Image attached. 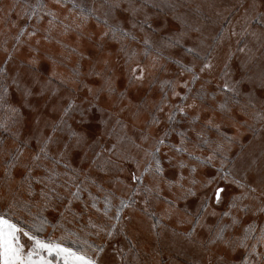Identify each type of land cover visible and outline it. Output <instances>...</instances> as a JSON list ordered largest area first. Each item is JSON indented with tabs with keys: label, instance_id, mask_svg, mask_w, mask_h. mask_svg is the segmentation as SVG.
<instances>
[{
	"label": "rangeland",
	"instance_id": "374dc122",
	"mask_svg": "<svg viewBox=\"0 0 264 264\" xmlns=\"http://www.w3.org/2000/svg\"><path fill=\"white\" fill-rule=\"evenodd\" d=\"M76 3L84 2V0H75ZM153 0H149V5L137 14L136 20L142 21L145 16H148L152 27L144 26L141 31L138 26L136 29H130L134 32L137 40H126L128 51L135 50L139 55L137 59L141 66L145 68V79L143 84H133L129 86L128 77L130 75V68H135L136 63L126 64L125 53L120 51V45L106 38L103 50H100L98 45L101 32L104 30L103 23H98L97 20L89 18L86 22L82 21L78 15V9H72V0H63V3L58 4L55 0H0V67H7L9 76H11L17 69L23 74L30 69L28 61L35 58L39 61L42 70L51 69L53 67L52 61L55 60V70L65 76L68 75L69 70L75 66L81 72V79L84 84L92 87L94 92L88 93L87 87L81 88L78 94H74L77 104L82 100L92 101L97 89L102 84V77L94 75L95 72H102L104 76H112L115 80V93L109 94L106 91L99 92L98 100L93 101L97 108L93 109L91 123L99 127V141L100 144H110L111 140L104 135L107 129H111L117 115L120 120L127 124L126 134L135 140L136 144H141L142 148L137 149L131 143H125L127 155L133 157L136 161L141 162V168L144 166L143 149H150L154 143L153 137H158L169 131V136L166 138V145L161 147L158 154L164 160L165 175L169 179H175L176 168L170 166L166 159L167 156L172 157V165H175L178 160L192 164L194 161L186 155L177 154L171 145L179 144L180 131H187L188 143L187 147L196 155H207L208 149L194 148L193 145L197 143L196 132L204 129L206 134L212 138H217L215 131H210L205 128V121L212 118L214 123L221 126V131L231 136L236 134V127L233 126V117L237 122H242L245 117L240 113V106L247 103L248 97L245 95L254 86L247 81L239 85L241 95L237 97L239 104L229 103L231 112L221 111L218 105L224 100V95L218 90V85L225 82L223 72L225 71V64H227L228 71L232 74L233 80L240 79L241 73L238 71L239 66L247 62L249 67L253 65H264V0H167L168 3L175 4L174 10L165 7L163 11L151 7ZM160 3L161 0H154ZM86 3L92 7H96L95 15L103 19L104 9L100 8L101 0H86ZM27 9V11H25ZM35 9V15H32ZM55 13V26L49 29L48 21L51 17L48 12ZM116 15L125 21V27L130 28L127 23V14L117 12ZM31 16V19L28 17ZM37 17H41L38 19ZM67 17V19H65ZM179 17L180 19H177ZM183 19L187 24L199 28V31H192L185 29L181 24ZM112 22L111 20L109 21ZM64 25H68V30L65 32ZM76 25H80L79 28ZM26 29L20 41L17 42L16 36L19 35L21 29ZM35 32V35L29 37L28 32ZM186 31L187 35L183 36L180 43L174 47H166L165 39L169 36L176 37L180 32ZM235 32V35H233ZM153 44L152 55H157L155 49L160 50V57L156 63V67H150L152 60L151 56L145 58L141 51L144 48L142 43L144 37ZM39 41V43H37ZM188 48H195L196 52H188ZM244 48L245 51H239ZM75 49V52L72 51ZM206 52L211 53L212 68L199 74V67L201 61L196 58V53L203 56ZM83 54V59L81 58ZM11 55V60L8 56ZM90 57V58H89ZM8 60L7 65L5 61ZM107 60L105 65L103 61ZM179 61L180 63H177ZM196 65V71L200 75L195 85H190L193 92L201 87L203 84L208 94L206 102L201 103L197 101V108L186 109L188 115L186 117L176 114V119L171 123L167 119L171 105L181 104L179 97L171 95L170 86L162 84L163 81H183L189 78L188 73L183 76L180 75L182 65ZM45 75L47 73L45 72ZM44 78L43 76L41 77ZM55 84L56 81L54 80ZM177 92L183 95L186 89L177 87ZM66 89H61L59 96H56L51 103H56L65 97L62 103H66ZM163 92L168 93V100L166 104H161V97ZM123 93V97H121ZM213 94L214 97H213ZM256 95L261 93L257 90ZM16 100L15 94L12 97ZM47 99V97H45ZM191 104V97L187 101ZM86 107L87 105H81ZM163 106L164 111H157V107ZM124 109V111H120ZM45 116L49 115L48 109H42ZM27 119L23 121L21 128L20 139L23 140L35 129L32 123V115L25 113ZM59 112L53 113L52 118H56ZM155 115L160 123L154 124L151 122L152 116ZM199 116L198 120H194L195 116ZM79 115L73 112L68 118V123L73 129L82 131L83 126L78 123ZM101 120H108L107 125L101 123ZM17 127H20L19 125ZM14 131L16 129H13ZM120 129L117 128V131ZM242 133L241 140L247 144L251 139V133L247 131L246 127H240ZM47 129L45 132L47 133ZM148 135L147 141H141V135ZM58 135L67 138V130ZM7 137V139H5ZM0 139H5V147L14 149L10 135L0 131ZM32 148L35 147L33 141ZM239 145H235L232 149L234 153ZM254 150L259 153V141L253 145ZM99 150V149H97ZM31 149H26L22 163L28 162ZM91 156V152H89ZM107 156V153H105ZM5 157H0V194L7 196L8 181L4 177L2 160ZM113 160L117 157L113 156ZM124 169L119 171L116 168H108L101 171L99 168L93 166L89 169V165L84 163L79 165V161L74 160V166H80L84 169L79 175H88L90 183H85L81 188L80 199H73L72 204L67 205V198L71 191H75V187L70 188L68 192L61 189V194L66 197L63 201H55L56 208H48L44 211L46 217L52 222L59 221L60 225L56 228L51 227V237H60L64 230L74 231L79 233L82 237L85 233H94L89 224V221L97 225H108L113 223V220H108L102 214L101 201H91L96 195L101 197L110 194L112 201L119 205L120 198L127 200L131 195L130 190L125 185H131L132 181L130 174L136 172L134 160L117 161ZM218 165V160L214 162ZM62 170V169H61ZM22 168L14 170L16 180H19ZM184 175L189 177L188 169H184ZM216 175L215 167L202 165L195 176L200 181L195 185L196 196H187L180 198L182 189L172 187L169 190L163 184L164 189L162 196L172 200L173 205H169L165 200L161 199L158 202L153 199L149 202V213H155V218L146 214L140 203L141 198H136V204L133 208H125L122 213L121 225L125 228L124 233L117 228L116 234L112 238H108L103 233L97 237L95 235L86 236L87 239L92 238V241L99 245L106 243L105 251L101 254V259L104 264H121L120 256L117 249L123 248L124 255L129 261L133 256H137L140 264H208V259L211 257L212 264H222L218 260V256H222L224 261L228 264H244V257L247 251L243 247H238L235 250L230 249L222 243L207 245L209 251L201 245V241L207 244V238L211 237L212 232L215 231V224L221 221L224 224H231V217H221L220 214L228 211V203L232 194L239 190L233 185H228V195L224 200L217 205L212 197L213 189L216 184L223 185V181H216L212 185L201 186L204 181ZM191 178V177H189ZM252 177H249L251 180ZM94 181V182H93ZM145 182H148L146 177ZM185 187L188 186V180L184 181ZM15 188V183L12 185ZM36 191L39 192L40 186L36 185ZM102 189V190H101ZM91 192V196L89 192ZM260 190L254 195L259 196ZM98 193V194H97ZM23 199H28L23 192L20 193ZM36 201L40 200L37 195L33 198ZM98 199V197H97ZM264 199V197H261ZM95 202L96 208L91 205ZM202 202L208 204L206 212L202 213L201 225L197 226V231L194 236L189 239L185 233L191 227L189 223H179L178 221L187 219H194L197 210L200 208ZM6 201H0V206L3 207ZM243 204L249 205L247 212L241 211L239 208L231 209L232 216L237 218V223L230 228L226 233L227 238H234L243 235V229L249 225H254L257 230L264 226V213H256L255 205L258 201L246 199ZM172 208V211L165 214V210ZM35 207L32 208V211ZM37 209V208H36ZM96 209H100L97 211ZM215 211L216 216H211L209 213ZM63 212V218L60 213ZM23 217V216H22ZM130 217V219H126ZM26 220L30 218L25 217ZM155 220L160 221V225L155 230L151 228V224ZM50 227V226H48ZM209 227H212V232H209ZM49 231L50 228H47ZM159 233V235H157ZM259 233H253V240L247 243L254 242L255 236ZM127 236L133 243L136 244V249L133 252L128 251L129 242L125 239ZM264 253V247L258 249ZM254 257H249V260Z\"/></svg>",
	"mask_w": 264,
	"mask_h": 264
},
{
	"label": "snow or ice",
	"instance_id": "6c2138e0",
	"mask_svg": "<svg viewBox=\"0 0 264 264\" xmlns=\"http://www.w3.org/2000/svg\"><path fill=\"white\" fill-rule=\"evenodd\" d=\"M55 2L61 4L63 0H55ZM148 5L149 0H101L100 8L104 9L103 19L101 20L100 16L95 15L96 7H90L86 0L79 4L72 0L70 11L78 9V15L82 21L86 22L89 18L94 17L98 23H103L104 30L100 34L99 40L101 43L98 45L100 50L104 48L103 42L105 39L110 38L112 41L117 42L120 45L119 50L125 53L126 64L136 63V67L129 70V86L143 84L145 68L141 66L140 61L137 59L139 54L135 50L128 51L125 41L137 40L136 35L130 29H136L139 26L142 31L144 26L152 27L148 16H145L142 21L135 19L137 14ZM151 7L163 11L165 7L174 10L176 5L168 3L167 0H161L160 3L153 0ZM117 12L127 14V23L130 28L125 27V21L116 15ZM35 14V9H33L32 15ZM48 15L51 17L48 21L49 29H51L55 26L56 16L51 11L48 12ZM28 18L31 19V16ZM37 18L40 19L41 17ZM177 19L180 18L177 17ZM181 24L185 29L199 31V28L187 24L183 19H181ZM68 27V25H64L65 32H67ZM76 27L79 28L80 25H76ZM25 31L26 29L23 28L20 30L19 35L16 36L17 42L20 41ZM33 35H35L34 31L28 32L29 37ZM185 35H187V32L182 31L176 37H167L164 42L165 46L174 47L180 43L181 38ZM233 35H235V32H233ZM142 43L144 48L141 54L145 58L151 56L152 63L150 67L155 68L160 57V50L155 49L157 55H152L153 44L147 36L144 37ZM72 51L75 52V49H72ZM187 51L196 52L195 48H188ZM239 51L244 52L245 49L240 48ZM81 58H84L83 54H81ZM196 58L201 61L199 74L212 68L210 52H206L203 56L196 53ZM8 60H11V55L8 56ZM8 60L5 61V65H7ZM103 63L107 65L108 61L105 60ZM177 63L180 62L177 61ZM28 64L30 65L28 71L22 74L17 69L11 76H9L7 67H0V131L8 133L16 145L14 149L6 148L5 139L7 137L0 139V157H5L2 160L3 171L9 185L7 196L0 194V201H6L4 206L0 208V264H104L101 254L105 251L106 243L97 245L90 242L86 236L95 235L99 237L103 233L108 238H112L116 234L118 226H120L119 231L124 233L125 228L121 225L122 213L125 208L135 206L137 197L141 198L142 210L150 217L155 218V213H149V202L151 200L155 199L158 202L163 199L170 206L174 203L167 197L162 196L164 190L161 187L162 184L169 190L172 187L182 189L180 198L196 196L195 185L201 182L195 176L202 165L215 167L216 175L204 181L201 186L212 185L218 180L224 182L223 185L217 183L212 192V197L217 205L228 195L229 184L235 186L239 191L231 195L228 203L229 210L220 214L221 217H231V224H224L221 220L212 226L215 227L214 232H212V227H209V232H212V235L207 238L206 245L204 241H201V245L205 248V251L210 250L207 245L216 243H222L232 250L243 247L248 253L244 257V264H264V253L258 250L264 247V226L257 230L254 225L249 224L243 229L242 236L230 239L225 235L237 223V218L232 216L231 209L239 208L245 212L249 210V205L243 204L244 200L258 201V204L254 206L255 212L264 213V199H261V197H264V65L249 67V64L244 62L238 69L241 73L240 79L233 80L232 74L228 71L229 66L225 64V71L223 72V77L226 78L225 82L217 86L219 92L224 95V100L218 107L221 111L231 112L229 103L239 104L237 99L241 95L239 85L247 81L253 84L254 87L245 94L248 97L247 103L240 106V113L245 119L242 122H237L235 117L232 118L233 126L236 127V134L231 136L222 132L221 126L214 123L212 118L206 120L205 128L215 131L218 134L217 138H210L204 129H201L196 132L197 143L193 145L194 148H200L201 150L207 148L208 154L206 156L196 155L193 151H190L187 147V131H180L178 133L180 137L179 144L170 147L177 154L186 155L195 163L189 164L184 160H178L175 165H172L173 158L165 153L167 163L177 169L173 180L166 177L164 160L158 155L161 147L166 145V138L170 134L168 130H165L162 135L152 138L154 143L150 149H143V168H141L140 161H136L126 154V142L131 143L137 149L142 148V145L136 144L135 140L126 134L127 124L120 120L119 115H117L113 127L107 129L104 133L111 140V143L100 144L99 127L91 123L93 109L97 108L93 101L98 100L100 91H106L109 94L115 93V80L112 76H104L102 72L93 73L102 77L100 88L95 90L96 94L93 96L92 101L85 98L80 104H77L74 94H78L81 88L87 87L89 94L94 92L92 87L84 84L81 79L82 72L77 67L73 66L68 75L65 76L55 70V60L52 61L53 67L51 69L42 70L39 61L35 58L30 59ZM181 67V76L185 73L190 74L187 80L180 82L166 80L162 82V84L170 86L173 97H179L182 101L181 104L171 105L167 115L170 123L176 119L177 113L182 117H186L188 115L186 109L197 108V101L204 103L208 98L203 84L195 92L190 87L200 79V75L196 71V65H182ZM45 72L47 75H45ZM54 80L56 81L55 84L53 83ZM177 87H183L186 92L181 95L177 92ZM61 89L67 90V102L62 103L65 97H61L60 101L52 103L49 108V104L56 96H59ZM257 90L261 95H256ZM14 94L16 96L15 101L12 99ZM120 95L123 97L124 94L121 93ZM190 97L192 99L191 104L187 103ZM167 100L168 93L163 92L161 104H166ZM84 104L87 106H81ZM42 109H48L49 115L45 116ZM156 110L163 112L164 107L159 106ZM120 111L122 112L124 109ZM56 112H59V115L53 119L52 114ZM73 112H77L79 115L78 123L83 126L82 131L73 129L68 123V118L71 117ZM25 113H35V115H32V123L35 125V129L21 140V128L23 127V121L27 119ZM193 119L198 120L199 116L197 115ZM151 122L154 124L160 123L155 115L152 116ZM101 123L106 126L108 120H101ZM18 125L20 127H17ZM240 127H246L247 131L251 133V139L247 144L241 140ZM117 128L120 130L117 131ZM45 129L48 130L47 133ZM65 130H67V138L58 135V133H63ZM148 139V135H141V141H147ZM33 141L35 142L34 148L31 147ZM257 141H259L258 154L253 148ZM237 144L239 147L233 153L232 149ZM26 149H31L30 156L27 163H22ZM89 152H91V156H89ZM105 153H107V156H105ZM113 156L117 157V160H113ZM129 159L134 160L136 169L139 172V174L132 172L130 174L132 184L125 185L130 190L131 195L128 196L127 200L120 198L113 216H109V211L113 207L112 197L109 194L104 198L103 215L108 220H114L115 223L97 225L90 220L89 224L96 231L85 233L84 237L67 229L56 239L51 236L44 238L41 235L48 223L43 216V212L50 207L55 210L56 205L54 202L66 199L61 194V189L65 192H68L72 187L76 189L70 192L65 208L72 204L73 199H80L82 188L81 183H77V180L84 169L80 166H74V160L79 161V165L87 163L89 169L95 166L101 171H105L111 167L122 172L124 169L117 161H128ZM217 160L218 165L214 163ZM17 168L23 169L20 172L19 180H16L14 174V170ZM184 169H188L191 178L184 175ZM250 176L252 177L251 180H249ZM146 177L148 178L147 183L145 182ZM185 180H188L187 187L184 184ZM13 183H15V188L12 187ZM36 185L40 186L38 193ZM257 189L260 190L259 196L254 195L257 193ZM21 192L25 193L28 199H23L20 196ZM37 195L40 197L39 201L33 199ZM89 195L91 196V193ZM93 200H95V197H93ZM91 206L96 208L95 202ZM33 207L38 209L36 213H33ZM207 209L208 204L202 202L194 219H187L186 217L185 220L178 221L179 223L186 222L191 225L185 233L189 239L196 233L197 226H203L201 225L202 213L206 212ZM96 210L100 211V209ZM171 211L172 208L170 207L165 210V214ZM209 214L211 216L217 215L215 211ZM24 215L31 217V222L23 219L22 216ZM63 215V212H61V218H63ZM126 219H130V217H126ZM57 226L63 227L59 221L56 225H52L53 228ZM158 226H163L160 225L159 220H155L151 224L153 230ZM257 231L259 234L255 236L254 242L247 243L253 240V233ZM125 239L129 242L128 251L133 252L136 249V244L127 236H125ZM116 251L120 256L121 264H140L137 256H133L132 260L129 261L124 255L123 248ZM249 257H254V259L249 260ZM217 259L222 261V264H228L222 256H218ZM208 264H212L211 257L208 259Z\"/></svg>",
	"mask_w": 264,
	"mask_h": 264
},
{
	"label": "trees",
	"instance_id": "16d2710c",
	"mask_svg": "<svg viewBox=\"0 0 264 264\" xmlns=\"http://www.w3.org/2000/svg\"><path fill=\"white\" fill-rule=\"evenodd\" d=\"M91 181H90V179L88 178V175H79V177H78V180H77V183H81V187L84 185L85 186V183H90ZM89 192V191H88ZM104 192H105V194H104V196L103 197H101L100 199H99V195L97 196H95V200H91V201H95V202H97V201H101V203H102V208L104 209V198H105V196L106 195H108V194H106V193H109V192H111V191H109V192H106L105 190H104ZM89 193H91V192H89ZM98 194V193H97ZM97 197H98V199H97ZM112 204H113V207H112V209L109 211V216H113L114 214H115V208H116V206H118V205H116V203L114 202V201H112ZM0 208H2L1 206H0ZM103 209L101 210L102 211V214H103ZM38 211V209H36V208H34V210H33V213H36ZM43 216L47 219V221H48V223L45 225V227H44V232L43 233H41V235L44 237V238H47L48 236H50L51 234H52V225H54L55 223L54 222H52L51 220H49L47 217H46V215L44 214V212H43ZM25 217H28L27 215H24L22 218L23 219H26ZM28 218H30L29 219V221L31 222V220H32V218L31 217H28ZM107 219V218H106ZM113 223H115V221L113 220ZM48 226H50V227H48ZM47 228H50V230L48 231L47 230ZM53 239H56V238H59L58 236H55V237H52ZM24 239H26V238H24ZM90 242H93L92 241V238H90V239H88ZM94 243V242H93Z\"/></svg>",
	"mask_w": 264,
	"mask_h": 264
}]
</instances>
